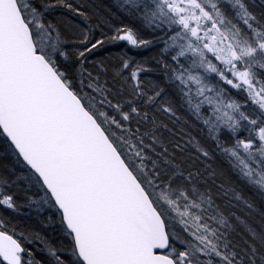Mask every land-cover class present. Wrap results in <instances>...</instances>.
<instances>
[{"label": "snow or ice", "instance_id": "1", "mask_svg": "<svg viewBox=\"0 0 264 264\" xmlns=\"http://www.w3.org/2000/svg\"><path fill=\"white\" fill-rule=\"evenodd\" d=\"M0 264H264V0H0Z\"/></svg>", "mask_w": 264, "mask_h": 264}]
</instances>
